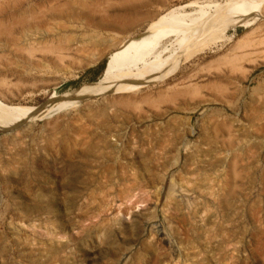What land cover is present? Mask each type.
Segmentation results:
<instances>
[{
	"label": "rangeland",
	"instance_id": "rangeland-1",
	"mask_svg": "<svg viewBox=\"0 0 264 264\" xmlns=\"http://www.w3.org/2000/svg\"><path fill=\"white\" fill-rule=\"evenodd\" d=\"M132 1L82 0L143 17L131 32L71 16L26 44L3 24L0 101L41 109L0 127V264H264V0ZM237 7L252 28H193ZM152 20L126 87L92 95Z\"/></svg>",
	"mask_w": 264,
	"mask_h": 264
},
{
	"label": "bare ground",
	"instance_id": "bare-ground-1",
	"mask_svg": "<svg viewBox=\"0 0 264 264\" xmlns=\"http://www.w3.org/2000/svg\"><path fill=\"white\" fill-rule=\"evenodd\" d=\"M132 2H133L132 0L130 1L128 0V2L122 3V4L123 6H130L129 8L130 10L136 11L137 7H134V3ZM19 8H22V9L24 8V9L22 10ZM91 8L92 7L90 6H88V8L87 6H84L82 4V0H23L20 3V7H19V4L17 3H14V2L7 3L6 1L4 5L2 6L0 5V37L4 36L7 40L13 39L10 33L11 27L8 32V29L3 24H5V22H8L9 20L13 22V20L18 15H19V20H16V23H19V27H18L20 30L19 39L24 40L26 44L28 42H32V41L34 42V40H36L37 37L43 40L45 38V35L42 33L43 29L47 28V26H50L52 22L59 21V20H63L65 22L70 23L69 19H71L70 18L71 16H76V17L81 18V20H83V22L87 25V27H92L96 29H107L111 31L116 30V31H130L131 32L133 25H135L138 21H140L138 22L139 24H141V22L144 21L143 17L138 18L137 16H134V17L127 18L128 16L126 17L124 14L123 15L125 16V18L117 17V16L116 17L107 16V15L100 14V12L99 13L96 12L97 9L96 10L93 9L95 10L93 11L91 10ZM19 10H22V12H19ZM125 11H128V10H125ZM237 12H240V17L238 16V17H232L231 19L220 20L215 15H206V16H203L202 18H199V20L196 21L198 22V24L194 25V22H193L192 25L194 26L193 28H199L202 32H208L212 30L213 26L217 23H219L220 25L218 27H214L215 30L221 29V28L225 30L226 28L243 27V26L246 28H252L253 21H249L246 18V17L253 15L250 9L249 8H245V9L238 8ZM14 22H13V26L15 24ZM163 29H164L163 25H155L153 24V20H152L144 29L142 37L137 38L135 40L124 41L123 45L120 46L118 52L113 56L112 59L109 60L108 64L106 65L107 68L105 71H103L104 73H103L102 81L90 91L92 95L97 94V93L101 94V92H104L109 89L111 90V92H113V90L126 87L125 83H127L130 79L129 74L127 73L128 68L131 65H134L137 61H142L144 55L146 54V52H148V49H149L148 47L150 48L156 47V45L158 44V40H162L163 38L161 37H164L165 31ZM49 30H52V29H49ZM172 31L173 30H170L169 32H172ZM192 37H195V35L192 34ZM141 42H143L144 48L143 47L140 49L136 48V45ZM49 45H52L51 42H49ZM0 46L5 47L6 43L0 44ZM43 47H45V45ZM125 48H128L130 50V53L127 55L128 57L127 56L123 57L125 54ZM28 49L32 50L30 48ZM141 49H142V52H141ZM36 53H38V50ZM42 54L44 53L42 52ZM26 62L32 63V61H26ZM36 62L39 63L38 61ZM41 62L43 64H46L45 67H49L51 64L56 63L55 61H51V60L49 61L44 60ZM60 64L62 65V63ZM86 96L88 97L89 93H87ZM79 99L82 100L83 97L78 98V100ZM40 109L41 108H30V107L20 108V107H16L13 105L4 104L0 101V127L3 129H10L12 127H15L16 125L19 124V122L21 123L24 119L35 118L36 113L40 111ZM117 142H119V140L116 141V143L113 142L111 145L109 144L110 147L112 146L114 150H116Z\"/></svg>",
	"mask_w": 264,
	"mask_h": 264
},
{
	"label": "trees",
	"instance_id": "trees-1",
	"mask_svg": "<svg viewBox=\"0 0 264 264\" xmlns=\"http://www.w3.org/2000/svg\"><path fill=\"white\" fill-rule=\"evenodd\" d=\"M102 67V66H101Z\"/></svg>",
	"mask_w": 264,
	"mask_h": 264
}]
</instances>
